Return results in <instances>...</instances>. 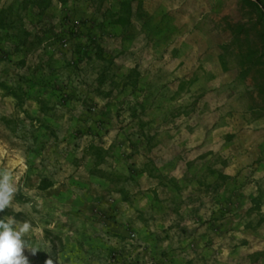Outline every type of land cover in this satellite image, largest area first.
Returning <instances> with one entry per match:
<instances>
[{
  "label": "crops",
  "instance_id": "obj_1",
  "mask_svg": "<svg viewBox=\"0 0 264 264\" xmlns=\"http://www.w3.org/2000/svg\"><path fill=\"white\" fill-rule=\"evenodd\" d=\"M131 1L116 0L117 14ZM56 2L47 10L62 6ZM27 5L39 14L34 2ZM143 10L149 19L141 30L116 23L113 36L80 40L84 47L74 52L42 30L43 19L33 31L18 14L23 29H0V67L11 66L0 81L19 96L4 98L5 116L33 123L35 139L61 140L59 151H39L38 163L22 162L19 151L7 165L31 178L50 176L38 180L51 187L36 200L48 206L56 241L33 228L25 237L37 252L25 249L29 264H245L251 244L244 239L263 228L253 221L264 215V131L256 132L257 120L239 103L245 94L234 95L239 85L223 72L185 83L155 66L199 44L189 39L182 47L175 31L167 34L166 6L143 3ZM135 69L139 78L129 79ZM76 131H85L84 146Z\"/></svg>",
  "mask_w": 264,
  "mask_h": 264
},
{
  "label": "rangeland",
  "instance_id": "obj_2",
  "mask_svg": "<svg viewBox=\"0 0 264 264\" xmlns=\"http://www.w3.org/2000/svg\"><path fill=\"white\" fill-rule=\"evenodd\" d=\"M34 1L36 0H2L0 5L12 8L14 16L22 14L26 27L33 31L37 30L34 28V21L43 19L44 23H40L42 30L52 32L55 37L59 35L57 45L64 52H74L78 49L77 46L83 48L84 45L80 40L85 42L86 38H90L87 44L89 42L93 44L91 37L98 39V36L102 38L109 34L113 36L114 32L111 31V28L119 18L114 9L116 0H68L66 4L62 6L56 4L43 14H38L37 10H24V4H28V7ZM253 1L264 6V0ZM131 2L133 17L130 22V24L132 23L130 30L132 32L141 30L140 22L149 19L143 10V3L153 10L162 5L167 7L165 16L167 34L170 35L175 31L179 36L177 37L178 43H181L182 47H185L189 39H193L199 44V47L190 55H185L180 59L172 53L155 66L166 67L175 72L185 83H189L197 74L201 78L209 79L211 76L223 72L229 82L239 85L235 89L234 95L242 94L241 96H243L245 94V97H238L239 103L243 108L247 107L248 113L257 120L256 132L264 131V64L254 66L247 72L243 71V63L251 52L249 49L252 48L254 55H257L258 48L264 44L262 36L264 34V18L260 12L248 5L245 0H143V2L133 0ZM153 5L154 7H152ZM238 25L245 26L244 33L235 34ZM65 42L69 44L68 48L64 46ZM108 44H112V42L109 41ZM1 54L0 60L6 59L5 53ZM2 68L0 67V71L11 70V66ZM6 82L8 80L0 81V170L9 169L8 163L15 157L18 158L20 152L23 153L21 155L22 162L38 163L39 161L35 157L39 151L45 155L48 152L52 154L59 151L58 143L61 142V140L48 138L45 135L40 139H35L33 123L26 121L23 116L15 114L5 116L7 106L4 98L10 94L11 89L15 88ZM1 84H4V88ZM191 113L186 116L190 119L189 121L186 122L183 119V122H186L183 134L188 133V129L192 127L191 123L194 121L196 113L195 111ZM18 114L20 115V112ZM184 124H181L180 127ZM84 134L85 131L75 132L80 147L84 146ZM94 146L99 147V143ZM69 147V152L70 149L74 150L73 147ZM48 160L49 158L45 161ZM10 171L16 179L17 193L12 207L6 209L4 213H0V217L11 216L10 212L20 213L21 217L18 221H31L33 228L38 229L39 234L43 232L42 234L46 238L52 243L55 242V237L47 229L51 226L48 206L42 203L40 198L38 201L36 200L41 195V190L37 185L38 180L41 177H50L48 172L34 173L35 175L31 178L25 172ZM260 220L261 217L253 221L256 228L263 227L258 231L259 234L249 236L250 240H248L249 238L244 239V243L251 244L250 249L248 248L249 251L247 249L244 253V257L248 256L246 262L244 261L245 264L249 262V259H251V264H262L261 262H263L264 223L260 225ZM52 245L54 246V243ZM55 247H57L55 254H61L58 246L55 245ZM257 254H262L263 257L260 258Z\"/></svg>",
  "mask_w": 264,
  "mask_h": 264
},
{
  "label": "clouds",
  "instance_id": "obj_3",
  "mask_svg": "<svg viewBox=\"0 0 264 264\" xmlns=\"http://www.w3.org/2000/svg\"><path fill=\"white\" fill-rule=\"evenodd\" d=\"M17 193L16 179L12 172L5 168L0 170V213L12 207ZM33 231L31 221H18L11 216L0 217V264H29V258L24 254L29 249L25 239ZM31 255H36V249H29Z\"/></svg>",
  "mask_w": 264,
  "mask_h": 264
},
{
  "label": "trees",
  "instance_id": "obj_4",
  "mask_svg": "<svg viewBox=\"0 0 264 264\" xmlns=\"http://www.w3.org/2000/svg\"><path fill=\"white\" fill-rule=\"evenodd\" d=\"M53 1L54 0H36L34 1V4L37 6V9L39 11V14H43L44 11H46L48 8H50L53 5ZM59 4H66L68 2V0H56ZM245 2L250 5L253 6L258 12H260V15L264 18V6H260L259 3H255L253 0H245ZM121 15H119V18L117 20V23L119 24H130V22L132 21V17H133V10H132V2H123L122 3V8H121ZM23 18V16H22ZM22 20L21 16H14L13 12H12V8H8V7H3L0 10V29H23L22 28V24L19 23V21ZM18 24V25H17ZM245 31V26L243 25H238L236 26V31L235 34H239V33H244ZM24 33L26 35H28L29 33L27 31L24 30ZM262 36L264 37V34H262ZM95 48L97 51V55L98 57H100V59H103L104 61H106L108 64L113 65V59L112 57H104V53L105 50L103 48H101V46H99L98 44L95 43ZM251 52L250 54L246 57L245 62L243 63V71L247 72L248 70L252 69L254 66L257 65H262L264 64V44H262V46L260 48H258L257 51V55H254V50L252 48L249 49ZM253 51V52H252ZM245 64V65H244ZM245 67V68H244ZM139 73L137 71V69H135L130 75H129V79H135L137 80L139 78ZM4 88V84H1ZM9 95H13L15 97H19L18 94H16L14 92V90H11L9 92ZM95 152L100 154L102 153L101 148H94ZM51 187V184L48 180L44 179L42 180L39 189L44 191L47 190ZM10 215L14 218H16L17 220H20L21 214L20 213H15V212H10ZM261 220L259 222V224L261 225L262 223H264V215L260 216ZM258 257H263V255H259L257 254Z\"/></svg>",
  "mask_w": 264,
  "mask_h": 264
}]
</instances>
